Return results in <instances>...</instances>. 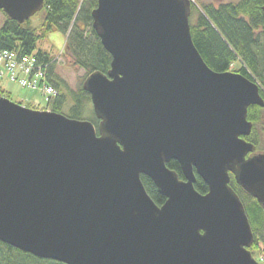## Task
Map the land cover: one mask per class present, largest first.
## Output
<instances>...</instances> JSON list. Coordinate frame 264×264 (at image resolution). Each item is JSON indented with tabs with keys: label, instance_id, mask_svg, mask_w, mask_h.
<instances>
[{
	"label": "water",
	"instance_id": "water-1",
	"mask_svg": "<svg viewBox=\"0 0 264 264\" xmlns=\"http://www.w3.org/2000/svg\"><path fill=\"white\" fill-rule=\"evenodd\" d=\"M44 1L0 10L23 23ZM191 2L97 0L92 27L110 67L82 83L97 127L0 95L1 242L64 264H260L229 181L264 209V152L245 140L247 109L264 99L254 80L206 65Z\"/></svg>",
	"mask_w": 264,
	"mask_h": 264
},
{
	"label": "trees",
	"instance_id": "trees-1",
	"mask_svg": "<svg viewBox=\"0 0 264 264\" xmlns=\"http://www.w3.org/2000/svg\"><path fill=\"white\" fill-rule=\"evenodd\" d=\"M96 5L97 0H45L42 9L23 23L5 16V21L0 27V50L14 49L20 54L34 53L45 64L46 79L52 86L54 95L46 100L44 109L72 119L88 120L95 127L99 120L94 113H87L86 103L90 102L88 92L82 85L74 92L68 91L66 84L53 73L57 56H52L41 49L36 50V43L53 29L60 30L66 34L59 54L61 57L68 58L70 64L83 68L86 76L94 71L105 74L110 67L111 57L104 50L92 27L91 12ZM263 6L264 0H231L217 6L206 3L201 9H193L191 4L189 27L192 42L210 69L216 72L232 71L254 80L260 84L259 93L264 99ZM193 13L194 22H191ZM234 63L238 64L236 69L231 68ZM0 90V94L3 95L4 91ZM67 95L71 98L72 104L68 111H65ZM259 110L261 107L257 105L249 106L247 109V119L253 124L251 130L253 133L260 118ZM252 132L245 140L258 148L257 139L251 138ZM167 166L180 176L176 161L171 160ZM140 180L149 197L160 206L164 202V197L158 193L151 179L141 175ZM193 186L201 194L207 191L206 184L198 176ZM229 186L242 202L254 235L257 236L259 233L262 237L263 207L235 182L232 175ZM260 239L264 241L263 238ZM257 244L255 239L253 245ZM249 250L253 254L252 246ZM260 251L264 263V246L260 247ZM0 264L64 263L35 257L0 241Z\"/></svg>",
	"mask_w": 264,
	"mask_h": 264
},
{
	"label": "rangeland",
	"instance_id": "rangeland-1",
	"mask_svg": "<svg viewBox=\"0 0 264 264\" xmlns=\"http://www.w3.org/2000/svg\"><path fill=\"white\" fill-rule=\"evenodd\" d=\"M191 1H192L191 4L193 9L194 8L201 9V6L206 3H212L215 6H217L219 3L228 2L231 0H191ZM193 15L194 16H192L191 22H194L195 13H193ZM5 16H6L5 13L2 10H0V27L5 21L6 18ZM65 36L66 34L64 32L53 29L45 37L40 38L37 41L36 50L41 49L42 51L48 52L52 56H57L55 57L56 60L53 66V73L56 74L66 84L67 86L66 88L68 89V91L74 92L80 85H82V83L84 82L87 76L83 68L70 64L68 58H64L59 55L63 48ZM237 67L238 64L234 63L231 68L236 69ZM0 89L4 91L3 95L0 94L1 96H4L6 98L9 97V99L12 102L19 103L25 107L28 106V108L31 109L42 110L44 109V106L46 104V101L41 98L40 93L37 90L20 87L18 84L11 82L9 80H5L4 78H0ZM65 100L66 102H65L64 110L68 111V108L72 104L71 98L67 95ZM86 109H87V113L90 112L94 113L92 109L91 101L86 103ZM259 112H260V118L257 124L255 125V130H254L255 132L253 133L251 131L253 133L251 138L252 139L256 138L259 145V147L256 148V145L254 144L256 150L255 152H264V106L261 107V110H259ZM87 115L89 116L90 114ZM260 238L264 239V232L262 237L259 235V233L257 236L254 237V240L256 239L258 244L252 245L253 248L252 252L256 258L258 257L260 260L263 261V255L260 251V247L264 246V241Z\"/></svg>",
	"mask_w": 264,
	"mask_h": 264
},
{
	"label": "built area",
	"instance_id": "built-area-1",
	"mask_svg": "<svg viewBox=\"0 0 264 264\" xmlns=\"http://www.w3.org/2000/svg\"><path fill=\"white\" fill-rule=\"evenodd\" d=\"M45 71V64L35 54L0 50V78L23 88L37 90L46 101L54 95V90L46 79Z\"/></svg>",
	"mask_w": 264,
	"mask_h": 264
},
{
	"label": "flooded vegetation",
	"instance_id": "flooded-vegetation-1",
	"mask_svg": "<svg viewBox=\"0 0 264 264\" xmlns=\"http://www.w3.org/2000/svg\"><path fill=\"white\" fill-rule=\"evenodd\" d=\"M255 151H256V150H255ZM248 155H250V154H248ZM248 155H247V156H248ZM179 171H180V168H179ZM196 177H197V175L195 174V179H196ZM178 178H179L180 180H184V177H183L181 171H180V176H178ZM230 178H231V175H230ZM233 178H234V177H233Z\"/></svg>",
	"mask_w": 264,
	"mask_h": 264
},
{
	"label": "bare ground",
	"instance_id": "bare-ground-1",
	"mask_svg": "<svg viewBox=\"0 0 264 264\" xmlns=\"http://www.w3.org/2000/svg\"><path fill=\"white\" fill-rule=\"evenodd\" d=\"M9 50H12V51L18 52L17 50H14V49H9ZM18 53H19V52H18ZM30 54H34V53H30ZM251 230H252V228H251ZM252 234H253V237H255L253 230H252Z\"/></svg>",
	"mask_w": 264,
	"mask_h": 264
},
{
	"label": "crops",
	"instance_id": "crops-1",
	"mask_svg": "<svg viewBox=\"0 0 264 264\" xmlns=\"http://www.w3.org/2000/svg\"><path fill=\"white\" fill-rule=\"evenodd\" d=\"M52 38H54V37H52Z\"/></svg>",
	"mask_w": 264,
	"mask_h": 264
}]
</instances>
